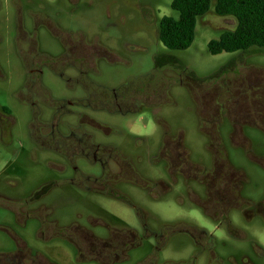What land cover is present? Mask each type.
<instances>
[{
  "label": "rangeland",
  "instance_id": "374dc122",
  "mask_svg": "<svg viewBox=\"0 0 264 264\" xmlns=\"http://www.w3.org/2000/svg\"><path fill=\"white\" fill-rule=\"evenodd\" d=\"M170 2L0 0V264L11 263L6 256L15 252L39 264H264V215L253 205H264V119H254L257 127L242 125L229 113L232 128L224 111L264 114V48L210 54L207 42L235 25L214 13L211 0L197 19L192 44L167 49L157 30L163 15H176ZM41 12L48 27L33 29L31 14ZM77 34L86 41L87 58L99 56L87 79L111 89L149 74L143 80L147 93L138 95L147 102L127 113L68 105L87 89L77 70L62 64L69 58L61 40ZM212 116L221 124L209 121ZM80 124L95 143L114 148L106 169L92 158L53 149L52 135L78 134ZM173 138L199 166L195 171L172 173L168 163H176V150L161 151V143ZM213 155L221 168L229 162L244 174L240 202L226 213L231 226L204 209L206 186L198 170H211ZM120 168L129 175L111 186L130 202L68 181ZM191 227L208 235L194 239L184 231ZM145 228L156 236L143 235ZM129 232L137 245L127 240ZM120 236V254L106 259L89 253L90 240L100 246V240Z\"/></svg>",
  "mask_w": 264,
  "mask_h": 264
},
{
  "label": "flooded vegetation",
  "instance_id": "af4514ba",
  "mask_svg": "<svg viewBox=\"0 0 264 264\" xmlns=\"http://www.w3.org/2000/svg\"><path fill=\"white\" fill-rule=\"evenodd\" d=\"M75 1L78 2L80 0H75ZM78 4L79 3H77V5ZM35 17H37V18L34 20ZM30 18H31L33 29L37 30V27L40 25L48 27V24H47L48 21H45V17L42 15V12L41 13H33V14H31ZM19 27L20 26L18 25L17 28H19ZM85 43H86V41L83 39L81 34H77L76 38L75 37L72 38L70 35H66L65 38L61 40V44H62V49L64 50L65 54L67 55V58H69V61H67V62L62 61V64H64L65 66L72 67L75 70H77L78 75H79L78 80L80 81V84H82L84 87L88 88V86L91 83H93L94 85H98L94 81L87 79L85 76L88 74V72L96 70L99 56L92 54L91 59L87 58ZM88 49H90V46L88 47ZM93 50H95V51H93ZM93 50H92V52L98 53L97 48H95V49L93 48ZM38 72H40V70ZM87 84H88V86H87ZM111 91L113 93V98H114L113 99L114 100L113 105H115L116 107H119L121 109H125V111H127V112L133 111V110L134 111L138 110V108H139L138 105L144 104L148 100V98H145L142 96L141 97L142 100H138V97L134 100H133V98H128V99H122L123 101H121V103H118V97H117V93L115 92V89L111 88ZM88 92H89V90L86 89V95L82 98H78L75 100L86 99L87 97L90 96V93H88ZM143 94H144V92H143ZM98 98H99V99H97L98 104L101 105V103H103V102L105 103V101H103V99H101L100 97H98ZM68 105H71V106L77 105L80 107H88V108L94 109L92 106H90V103L84 104V105H82L80 103L75 104V101H73V100L68 101ZM128 105L131 107H129ZM59 109L60 108L58 106H56V112L60 111ZM65 109L69 113H72V111L70 109H68L67 107ZM237 110H235V111H229L227 109L224 110V111H226V117L229 119V121L232 125V128H233L234 122L231 121V117L229 116V113L234 114L236 116V117L234 116L235 119H237V117H239L242 121V125L247 122V123H249V125L257 127V125L252 124L255 122L254 119H257V118H260L261 120L264 119V114L260 110H254L255 115H253V117H255V118H252V117L248 118L249 117L248 113L243 112L240 109H237ZM65 112L66 111L62 112V114ZM68 112H66V113H68ZM224 117L225 116H223L222 119ZM247 118L249 120H252V121L251 122L246 121V120H248ZM208 120L212 121V123H213V121H214V123L215 122L217 123L219 121V120H217V118L215 116L210 117ZM235 122H236V120H235ZM219 124H221V122ZM239 126H241V125H239ZM77 129L78 130L80 129L78 131V134L74 133L73 132L74 130H70V133L66 136H58L57 137L55 135L54 136L52 135L51 136V140H52L51 143L53 144V149L55 150V147L58 148L60 153L63 154L65 157H67L68 153H70L71 156L79 154V155H82L88 159L92 158L93 161L100 162L101 165L103 166V168L106 169L108 161L114 155V148L111 146L109 148L108 146L95 143L93 141L92 137L90 136V134L81 130V124L77 126ZM261 129L263 130L264 128H261ZM213 131H215V127L212 129V132ZM51 132L53 133V131H51ZM51 132H50V134H51ZM233 133H235V130H233ZM59 134L61 135V133H59ZM207 136L210 138L209 134ZM56 138H59V139L56 140ZM209 141H210L209 144L213 143V141H215V137L209 139ZM162 143H163V141H162ZM164 143H166L169 147L172 146L173 150H176V153H175L176 163L173 164L176 171H173L172 173H177V172L183 173L186 169L195 171L196 170L195 168L199 167V166L193 164L192 162H190V160H188V158L186 159L185 156H183L184 158L181 157L182 153H181L180 146H177V145H179V142L175 138H173V140H171V139L165 140ZM219 144H221V143L217 142V145H219ZM219 147H220L219 148L220 150L218 149V152L223 150L222 146L219 145ZM163 149L167 150L166 145L161 149V151ZM62 150H63V152H62ZM164 156H165V160L167 162L166 158H170V156L167 152L164 153ZM119 160L123 163L122 165L126 167V163H125L124 158L121 157ZM216 160L217 159L214 156V165H213V168L211 170H207L206 168H202V170H198L200 172L198 175L202 174V177H200L199 180L201 182H203L206 186V199L202 200V201L207 206H211L210 208H212V210L214 208H220L219 204L221 202H223V204L227 203L223 207L225 212L227 213V210H229L231 208H236L237 203L240 202L239 201L240 200V194H239L240 193L239 192L240 180L243 179L244 174L239 169L232 166L229 162H228L229 165L225 169L221 168L222 165H218L217 164L218 161H216ZM183 161H186L187 163H183ZM221 161H222V163L225 162L222 159H221ZM168 165H169V163H168ZM218 166H220V168ZM120 169H119L120 171L118 173H111V171H109L108 173L105 172L103 175H101L99 177L98 176L94 177V176L83 175L77 181L74 179H68V181L70 184H73L77 187H85L88 190L92 189L98 193L108 194L107 192H110V191L116 192V190L111 186L113 181L119 180L118 179L119 176H128L129 175V170H127V169L124 170L122 168H120ZM109 173H111V174L109 175ZM196 177L198 178V176H196ZM89 180H91L94 183V189H93V186H89V184H88ZM142 180H144V179H142ZM141 182H143V181H141ZM241 186H242V184H241ZM235 191H236V193H235ZM237 199H239V200H237ZM253 205L255 206V209H254L255 211L264 215L263 203H261V202L260 203H253ZM248 212L249 211L245 210L246 216H247ZM211 215L215 219L217 218L216 213L215 214L213 213ZM226 219L228 220L227 216H226ZM85 235L89 236L93 240L97 239V237H95L94 235H92L88 232ZM143 235H145V236L155 235L156 236V234L154 232H152V234H151V231H147L146 229H145V233ZM126 236L130 237L127 240H130V244L134 245L135 244V242H134L135 241V238H134L135 234L129 232V234L127 233ZM93 240L89 241L88 247L86 246L88 249L92 250V251L89 250L90 251L89 253H95L98 255H103L104 258H106V259H110L111 255L114 256V253L116 254V252H118L117 250H120L122 247L124 248L123 243L125 244V240H124L123 236H120L119 239L117 241H114V242L108 241V239L107 240L105 239V241L100 240L99 241L100 246H98L96 243L92 244L91 242ZM82 245H84V244H82ZM101 246L105 249L100 250L99 248ZM80 249L82 251H84V249L82 247H80ZM120 252H121V250H120ZM120 252H118V253L120 254Z\"/></svg>",
  "mask_w": 264,
  "mask_h": 264
},
{
  "label": "trees",
  "instance_id": "16d2710c",
  "mask_svg": "<svg viewBox=\"0 0 264 264\" xmlns=\"http://www.w3.org/2000/svg\"><path fill=\"white\" fill-rule=\"evenodd\" d=\"M210 6L211 0H171L170 7L176 12V15H163L158 21L157 36L163 46L170 50L188 48L195 37L198 17L205 15L210 10ZM213 11L216 15L233 18L235 25L232 28L224 29L217 38H212L207 42V50L210 54L216 55L222 52L231 53L236 51L243 52L253 47L264 48V0H215ZM147 75L150 77L149 74ZM147 75H141V81L139 82L137 79L140 77H136L114 88L117 93L118 103H121V101H123L122 99L133 98L134 100L138 95L143 94V92L146 94L145 88L148 87L149 84L143 83V80H146L145 78ZM87 89L89 90L88 93H90V96L86 99L73 100L75 104L80 103L84 105L90 103V106L96 110L127 113L125 109L113 105L114 98L110 88L91 83ZM98 97L103 99L105 103L103 102L101 105L98 104ZM1 110L9 113L6 107H1ZM164 135L167 134L164 133ZM176 140L179 142L177 146H180L182 155L187 156L186 152L181 147L180 140ZM165 145L168 150L170 147L164 142L161 143V147ZM168 167L176 171L173 164H169ZM188 171L192 172V170ZM107 193L108 195L110 194L130 202L117 192L110 191ZM225 204L221 202L219 204L220 208H214L213 210L210 208L211 206H207L206 204L203 205H205V211L210 215L216 213V219L221 220L219 223L226 222L231 226L226 219V212L223 208ZM136 210L139 214L141 213L140 209ZM184 231L192 235L194 239H196L195 237H197V235H208L204 230H199L195 227L185 229ZM137 241L138 239L135 238L134 245H137ZM23 254V252H15L6 257L11 263L14 260L19 264H39L34 256L30 255V257H25L27 254ZM48 264L55 263L48 261Z\"/></svg>",
  "mask_w": 264,
  "mask_h": 264
},
{
  "label": "crops",
  "instance_id": "0c3cea01",
  "mask_svg": "<svg viewBox=\"0 0 264 264\" xmlns=\"http://www.w3.org/2000/svg\"><path fill=\"white\" fill-rule=\"evenodd\" d=\"M83 259V258H82Z\"/></svg>",
  "mask_w": 264,
  "mask_h": 264
}]
</instances>
